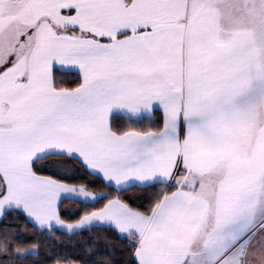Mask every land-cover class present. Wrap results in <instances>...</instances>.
Returning <instances> with one entry per match:
<instances>
[{
    "label": "snow or ice",
    "instance_id": "6c2138e0",
    "mask_svg": "<svg viewBox=\"0 0 264 264\" xmlns=\"http://www.w3.org/2000/svg\"><path fill=\"white\" fill-rule=\"evenodd\" d=\"M0 264H264V0H0Z\"/></svg>",
    "mask_w": 264,
    "mask_h": 264
}]
</instances>
